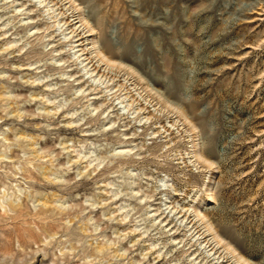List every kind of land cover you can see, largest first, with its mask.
I'll use <instances>...</instances> for the list:
<instances>
[{
	"label": "rangeland",
	"instance_id": "374dc122",
	"mask_svg": "<svg viewBox=\"0 0 264 264\" xmlns=\"http://www.w3.org/2000/svg\"><path fill=\"white\" fill-rule=\"evenodd\" d=\"M244 263L264 0H0V264Z\"/></svg>",
	"mask_w": 264,
	"mask_h": 264
},
{
	"label": "bare ground",
	"instance_id": "6f19581e",
	"mask_svg": "<svg viewBox=\"0 0 264 264\" xmlns=\"http://www.w3.org/2000/svg\"><path fill=\"white\" fill-rule=\"evenodd\" d=\"M81 22V21H80ZM92 43V46H93V48H94V45H95V42L94 41H92L91 42ZM8 45V44H7ZM96 48V47H95ZM95 51H96V49H95ZM99 53V52H98ZM85 61V60H84ZM83 62V61H82ZM107 62V61H106ZM109 62V61H108ZM85 64V63H84ZM110 64V63H109ZM112 64V63H111ZM114 64V63H113ZM86 66V65H85ZM59 68V67H58ZM88 74V73H87ZM91 78V77H90ZM27 82H29V81H27ZM33 83H35V81L34 82H32L31 84H33ZM46 87V86H45ZM72 124V123H71ZM71 124H69V125H71ZM34 146V144L32 143V144H30L29 145V147H33ZM34 153H36V151H33ZM130 152V151H129ZM37 154V153H36ZM45 175V173L43 172V176ZM54 196V195H53ZM44 200V199H43ZM44 201H46V200H44ZM48 201V200H47ZM53 202V201H52ZM57 202V201H56ZM41 203H43L44 205L43 206H45L47 203H44V202H41ZM50 203V202H49ZM51 205H52V203H50ZM50 204H49V206H50ZM48 206V205H47ZM197 212V211H196ZM195 215V214H194ZM200 215L198 214V218L200 219V217H199ZM203 216V215H202ZM204 218V217H203ZM202 219V218H201ZM208 227V226H207ZM210 229H212L211 227H210ZM207 230H208V228H207ZM212 231V230H211ZM214 231H212L211 233H213ZM210 235V234H209ZM211 236V235H210ZM212 236H214L213 238H217L216 236H215V234H213ZM211 236V237H212ZM213 238L211 239V240H213ZM213 241H215V239L213 240ZM101 251V250H100ZM234 254V253H233ZM241 261V260H240ZM241 262H243V261H241ZM244 264H247V263H244Z\"/></svg>",
	"mask_w": 264,
	"mask_h": 264
}]
</instances>
